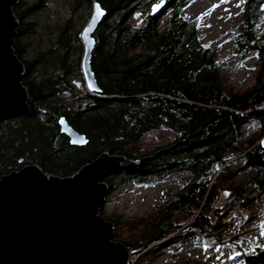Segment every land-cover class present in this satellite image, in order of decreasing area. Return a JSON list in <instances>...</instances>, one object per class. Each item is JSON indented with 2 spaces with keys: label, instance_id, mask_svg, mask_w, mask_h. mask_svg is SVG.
Wrapping results in <instances>:
<instances>
[{
  "label": "trees",
  "instance_id": "obj_1",
  "mask_svg": "<svg viewBox=\"0 0 264 264\" xmlns=\"http://www.w3.org/2000/svg\"><path fill=\"white\" fill-rule=\"evenodd\" d=\"M43 1L22 7L19 0L12 8L19 21L13 49L25 66L21 83L29 99L23 111L0 123V176L38 164L45 173L69 177L103 152L138 160L162 150L145 166L105 179L111 192L128 181L145 183L179 172L186 178L165 200L145 242L136 248L124 243L138 258L153 252L152 244L167 243L183 232L182 223L173 219L177 211L192 219L191 230L212 233L215 225L206 209L219 193L220 178H226L224 168L218 170L229 151L255 172L248 184L232 189L236 204H249L252 188L264 182V149L258 144L264 136V31H258L260 9L255 8L264 0H245L230 34L236 55L251 54L256 60L253 85L241 93L225 86L217 48L203 44L197 22L185 18L193 0H164L154 15L149 7L161 0H71L72 11L87 3L90 12L92 2H98L106 12L91 57L98 93L73 83L80 74L83 45L80 31L69 33L67 24L57 27L45 50L23 58L22 37L36 28L28 16ZM135 14H140L136 23ZM61 117L87 137L86 146L69 144L60 133ZM248 123H254L255 136L244 140L242 128ZM155 130L168 131L172 139L151 150L140 148V140Z\"/></svg>",
  "mask_w": 264,
  "mask_h": 264
},
{
  "label": "water",
  "instance_id": "obj_2",
  "mask_svg": "<svg viewBox=\"0 0 264 264\" xmlns=\"http://www.w3.org/2000/svg\"><path fill=\"white\" fill-rule=\"evenodd\" d=\"M18 2L0 0V123L23 111L29 99L21 83L25 66L13 49L19 21L12 8ZM164 5V0L150 5V15ZM105 14L98 2H92L90 18L80 31V70L91 93L100 92L91 57L94 34ZM58 125L71 146L87 145V137L64 117ZM260 146L264 148V136ZM162 152L138 160L103 152L69 177L49 175L38 164L0 176V264H130L135 250L113 241L114 224L99 213L109 192L105 179L145 166Z\"/></svg>",
  "mask_w": 264,
  "mask_h": 264
},
{
  "label": "rangeland",
  "instance_id": "obj_3",
  "mask_svg": "<svg viewBox=\"0 0 264 264\" xmlns=\"http://www.w3.org/2000/svg\"><path fill=\"white\" fill-rule=\"evenodd\" d=\"M35 1L23 0L22 7L30 6ZM244 1L193 0L184 12L185 18L197 22L200 41L217 48V64L225 86L239 93L245 92L253 85L256 63L251 54L237 56L230 39L231 31L241 17ZM70 4L71 0H44L42 8L28 16L27 21L33 22L36 28L32 34L22 37L25 44L24 59H32L37 52L45 50L50 42L55 40L58 26L67 24L69 33L82 30L90 18L91 10L89 12L88 4L84 3L81 8L72 11ZM261 4H264V1H259L255 8L260 9ZM259 18L258 31H264V9L259 10ZM137 20L133 18L135 23ZM76 82L84 85L81 70L79 76L73 78V83ZM242 129L244 140L254 138V123L245 124ZM171 139L168 131L155 130L146 134L140 140L139 146L151 150L153 146L163 145ZM233 156L234 151H229L225 159L228 161ZM245 162L238 157L235 163L223 167V176L226 178H220L219 193L206 209V216L215 225L210 235L204 236L184 227L179 236L173 237L167 243L152 244L150 247L155 245L153 252L145 253L140 258L139 255H133L130 264H228L224 259L231 257L229 246L222 243L232 240L247 253L251 252L250 246L262 245V241L257 240L261 231L255 232L251 228L255 216L257 220L264 221V182L258 187H253L255 190L252 188V199L245 206L234 205L235 207L227 209L225 202L229 200L223 199L225 191H233L232 189L240 185L248 184L255 175ZM185 180L183 174L173 173L151 178L145 183H115L111 192L106 195L100 211V215L107 221L114 223L116 219L118 222L115 224L113 240L123 244L129 242L134 244L135 248L142 245L148 238L146 233L150 225L160 216V209L165 200L175 195ZM173 219L184 226L192 222V219H187L181 211H177Z\"/></svg>",
  "mask_w": 264,
  "mask_h": 264
},
{
  "label": "flooded vegetation",
  "instance_id": "obj_4",
  "mask_svg": "<svg viewBox=\"0 0 264 264\" xmlns=\"http://www.w3.org/2000/svg\"><path fill=\"white\" fill-rule=\"evenodd\" d=\"M237 159H238V156H233L222 167L219 168L218 172L221 171L225 165L235 163V161H237ZM234 198H235V193H233V191H225L224 192V198L223 199L229 200L228 202L227 201L225 202L227 209H230L231 207L238 206V204H236ZM221 207H223V206H221ZM251 222H252V218H251ZM252 225H253V228H251L252 231H255V232L261 231V234L259 235L257 240L260 239L262 241V245L257 244V246L256 245L250 246L251 252L247 253V252H244L242 249H240L239 246L234 244V242L232 240L224 242V243H222V245L228 244V246H229L228 251L230 252V255H231L230 258L224 259L225 262H228V264H264V234H262V233H264V221L263 220H257V218L255 216ZM184 227L188 228V225L184 226L182 224L181 229H183ZM256 261H258V263H256Z\"/></svg>",
  "mask_w": 264,
  "mask_h": 264
},
{
  "label": "bare ground",
  "instance_id": "obj_5",
  "mask_svg": "<svg viewBox=\"0 0 264 264\" xmlns=\"http://www.w3.org/2000/svg\"><path fill=\"white\" fill-rule=\"evenodd\" d=\"M90 163V162H89ZM105 200H106V197H105ZM105 203V202H104ZM104 205V204H103ZM102 205V206H103ZM102 206H101V208H102ZM101 208H100V210H101ZM99 213H100V211H99ZM114 224V223H113ZM114 231H115V224H114ZM114 241V240H113ZM117 242V241H116Z\"/></svg>",
  "mask_w": 264,
  "mask_h": 264
},
{
  "label": "snow or ice",
  "instance_id": "obj_6",
  "mask_svg": "<svg viewBox=\"0 0 264 264\" xmlns=\"http://www.w3.org/2000/svg\"><path fill=\"white\" fill-rule=\"evenodd\" d=\"M262 234H264V233H262Z\"/></svg>",
  "mask_w": 264,
  "mask_h": 264
}]
</instances>
